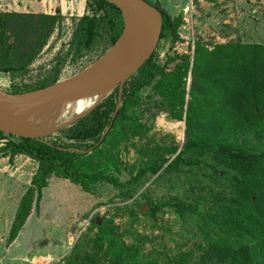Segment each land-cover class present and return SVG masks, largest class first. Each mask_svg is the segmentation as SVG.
<instances>
[{"label":"trees","instance_id":"obj_1","mask_svg":"<svg viewBox=\"0 0 264 264\" xmlns=\"http://www.w3.org/2000/svg\"><path fill=\"white\" fill-rule=\"evenodd\" d=\"M144 1L162 13L160 42L179 40L182 16L172 18L158 5ZM87 6L93 14L79 19L73 36L77 56L83 49L90 50L105 30L111 48L123 30L116 6L105 0H88ZM58 19L0 11V73L15 77L26 71L50 39ZM157 49L125 82L119 109L117 87L93 111L67 127L66 143H59L53 135L35 140L0 132V137L8 140L3 151L11 161L26 155L38 162L31 187L20 200L9 241L16 239L35 197L38 205L52 177L69 180L86 193L99 184L125 190L163 173H192L209 161L216 176H228V196H224L227 191L213 192L211 201H218L211 206L201 195L191 203L149 199L140 213L156 219L169 208L183 220H195L201 238L196 264H264V45L230 41L210 50L196 42L193 55L169 59L175 63L171 71L156 61ZM57 76L31 91L57 83ZM149 87L164 113L174 121H185L186 142L181 151L176 145L133 143L149 133L134 116L141 107L142 91ZM251 137L256 144L250 147ZM128 145L139 155V162L132 171L128 169L130 178L123 181L120 154L121 147ZM92 229L96 234L89 251L75 245L64 264H189L187 254L167 263L144 256L135 245L126 243L113 220L96 217Z\"/></svg>","mask_w":264,"mask_h":264},{"label":"rangeland","instance_id":"obj_2","mask_svg":"<svg viewBox=\"0 0 264 264\" xmlns=\"http://www.w3.org/2000/svg\"><path fill=\"white\" fill-rule=\"evenodd\" d=\"M147 1L158 5L172 18H183L178 30L179 40L161 41L156 52V61L167 71L175 67L169 59L193 55L196 42L206 44L210 50L216 44L230 41L264 45V0ZM87 3L88 0L0 1L1 12L50 14L59 18L50 39L26 71L15 77L0 73V89L29 92L55 74L58 81L65 80L97 62L110 49L107 30L90 50L83 49L79 56L76 55L77 45L73 43L79 19L93 14ZM190 85L191 79L188 91ZM142 97L141 107L134 116L147 126L149 133L133 139V143L180 148L186 131L185 121H174L164 113L150 87L142 91ZM67 127L51 134L61 144L67 141ZM7 143V139L0 137V264H64V258L75 245L80 244L82 250L89 251L90 240L96 234V229H92L96 217L113 220L126 243L135 245L146 257L167 263L187 254L189 264H196L201 238H198L195 220H183L169 208L156 219L140 210L149 199L191 203L201 195L210 200L211 206L218 201H211L213 192L230 194L226 187L228 176H216L209 161L192 173L184 170L163 173L125 190L99 184L91 193H86L69 180L52 177L38 205L35 197L31 214L16 239L9 241L20 200L31 187L38 162L26 155H18L11 161L10 155L3 151ZM255 144L256 140L251 137L249 146ZM120 158L125 171L122 180L126 181L130 178L129 172L137 167L139 155L128 145L126 149L121 147Z\"/></svg>","mask_w":264,"mask_h":264},{"label":"water","instance_id":"obj_3","mask_svg":"<svg viewBox=\"0 0 264 264\" xmlns=\"http://www.w3.org/2000/svg\"><path fill=\"white\" fill-rule=\"evenodd\" d=\"M105 1L116 6L123 18V30L115 44L86 70L46 88L19 94L0 89V132L41 140L65 128L45 133L29 128L30 120L46 107L100 98L92 110L71 122V125L93 111L117 87L119 109L125 82L145 65L160 43L163 17L159 9L144 0ZM185 140L186 133L179 151L183 149Z\"/></svg>","mask_w":264,"mask_h":264},{"label":"bare ground","instance_id":"obj_4","mask_svg":"<svg viewBox=\"0 0 264 264\" xmlns=\"http://www.w3.org/2000/svg\"><path fill=\"white\" fill-rule=\"evenodd\" d=\"M99 101L100 98H87L66 104L48 106L30 120L29 128L39 133H45L66 127L92 110Z\"/></svg>","mask_w":264,"mask_h":264},{"label":"crops","instance_id":"obj_5","mask_svg":"<svg viewBox=\"0 0 264 264\" xmlns=\"http://www.w3.org/2000/svg\"><path fill=\"white\" fill-rule=\"evenodd\" d=\"M0 1H2V0H0ZM50 15V14H49Z\"/></svg>","mask_w":264,"mask_h":264}]
</instances>
